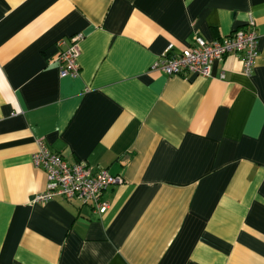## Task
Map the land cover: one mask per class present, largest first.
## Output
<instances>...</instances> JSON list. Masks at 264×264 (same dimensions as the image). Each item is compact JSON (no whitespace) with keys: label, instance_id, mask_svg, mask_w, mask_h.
<instances>
[{"label":"crops","instance_id":"obj_1","mask_svg":"<svg viewBox=\"0 0 264 264\" xmlns=\"http://www.w3.org/2000/svg\"><path fill=\"white\" fill-rule=\"evenodd\" d=\"M254 22L249 75L151 70L168 44ZM79 56L60 76L57 42ZM123 178L91 204L54 198L37 141ZM0 264H264V0H0Z\"/></svg>","mask_w":264,"mask_h":264},{"label":"built area","instance_id":"obj_2","mask_svg":"<svg viewBox=\"0 0 264 264\" xmlns=\"http://www.w3.org/2000/svg\"><path fill=\"white\" fill-rule=\"evenodd\" d=\"M249 26L247 29L236 30L221 41H207L196 35L188 47L178 52L174 50L173 44H168L151 70L184 79L189 76L207 78L215 63L221 62L228 54H234L240 57L243 71L249 75L259 56L257 34L252 20ZM79 40L80 36H75L65 48L64 40L57 42L56 63L60 76H78ZM37 145L38 149L32 155V164L46 174L49 185L47 191L34 197L33 203L42 204L60 198L75 200L83 205L91 204L93 211L99 215L107 211L109 204L102 201L101 195L109 186L121 185V176L112 175L101 168L93 169L83 163H70L61 154L50 151L42 139L37 141Z\"/></svg>","mask_w":264,"mask_h":264}]
</instances>
